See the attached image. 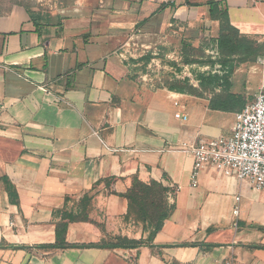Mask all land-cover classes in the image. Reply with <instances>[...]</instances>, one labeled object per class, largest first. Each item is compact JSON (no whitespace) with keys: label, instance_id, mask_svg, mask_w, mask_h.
<instances>
[{"label":"crops","instance_id":"1","mask_svg":"<svg viewBox=\"0 0 264 264\" xmlns=\"http://www.w3.org/2000/svg\"><path fill=\"white\" fill-rule=\"evenodd\" d=\"M127 1L125 10L117 5L104 21L88 23L37 25L22 6L0 14V264H264V190L213 165L192 186L194 159L178 149L230 134L235 112L210 108L208 91L143 83L138 62L118 52L133 28L150 36L175 26L216 45L219 21L209 7L200 12L198 0H170L154 10L151 0ZM217 1L243 35L264 43V0ZM251 88L232 83L231 92L249 97ZM135 178L161 182L171 193L174 209L154 236L148 222L127 216L123 194ZM62 210H85L91 220L70 222L68 243H145L52 247Z\"/></svg>","mask_w":264,"mask_h":264},{"label":"rangeland","instance_id":"2","mask_svg":"<svg viewBox=\"0 0 264 264\" xmlns=\"http://www.w3.org/2000/svg\"><path fill=\"white\" fill-rule=\"evenodd\" d=\"M151 9L162 8L166 1L151 0ZM201 3V11L207 12L208 0H198ZM119 5L120 10H125L128 6L127 0H0V14L10 12L16 6H22L40 13L43 23H61L64 21L78 22L82 20L88 23L89 19H99L104 21L105 16L112 13L114 7ZM121 6V7H120ZM118 7V6H117ZM81 19V20H80ZM128 35H124L118 42V52L128 62L136 60L135 66L138 75L143 83H147L153 88L159 86L167 87L174 79L189 78V83L200 92L198 75L209 71L222 74L220 65V55H216V45L213 38L205 35L195 41L193 36L196 32L179 29L175 26H167L162 32L154 31L156 34L142 33L133 28ZM122 30H125L123 28ZM204 30V28H203ZM142 36H141V35ZM145 34V35H143ZM121 36V35H120ZM140 36V37H139ZM192 39V40H190ZM203 50V61L196 64L186 63V59L199 58ZM150 54L151 60L145 63L142 57ZM199 54V55H198ZM202 55V54H201ZM215 61L213 66L210 62ZM261 62V63H260ZM260 65L264 69V61L259 58L253 63H243L231 76L234 87L240 89L242 86H251L250 98H253L257 85L260 83L264 73L260 70ZM252 75V76H251ZM256 79V80H255ZM255 81H258L255 83ZM113 242L110 240H104Z\"/></svg>","mask_w":264,"mask_h":264},{"label":"trees","instance_id":"3","mask_svg":"<svg viewBox=\"0 0 264 264\" xmlns=\"http://www.w3.org/2000/svg\"><path fill=\"white\" fill-rule=\"evenodd\" d=\"M186 5H198L191 0H186ZM210 18L219 21V34L216 38V49L220 55V65L222 74L209 71L208 73H201L198 75V81L201 91L198 92L196 87L189 83V78L174 79L169 82L167 88L177 92H190L197 95H203L204 91H208L211 95L209 98V106L215 110H222L226 112H237L245 106L248 101L247 96L231 92L232 81L231 76L243 63H253L259 57L264 56V43L257 39L243 35L241 31L235 27L229 15V8L224 6L222 1L208 0ZM32 20L39 25L41 22L40 13H35L27 8ZM202 54V55H201ZM199 58L186 59L188 64H196L203 61V50H201ZM151 55L148 54L142 57L145 63H149ZM213 66L215 61L210 62ZM219 88L220 92H216ZM114 178L110 179L113 181ZM109 181V180H107ZM7 189L10 195V200L13 203H18V194L12 184H7ZM168 187L161 182L152 180L145 183L139 178H135L132 187L123 195L129 201V217L134 216L135 219L148 222L153 227L152 236L162 229L164 221L170 216L174 209V205L168 199ZM84 212V213H83ZM60 221L56 226V242L51 245L55 248L67 247H123L135 248L145 243L144 239H129L127 237H117L113 242L102 241L100 243H84L71 244L66 241V233L70 222L84 220L91 221L87 211H82L80 215L67 210L59 212ZM152 236L150 240H152ZM154 247V245H151Z\"/></svg>","mask_w":264,"mask_h":264},{"label":"built area","instance_id":"4","mask_svg":"<svg viewBox=\"0 0 264 264\" xmlns=\"http://www.w3.org/2000/svg\"><path fill=\"white\" fill-rule=\"evenodd\" d=\"M175 104L179 105L178 97H175ZM176 117L186 120L188 115L179 112ZM235 117L230 134L184 141L179 145V150L194 159L192 186L197 185L200 171L213 165L225 175L247 179L255 189L264 190V78L257 93L253 98L248 97L243 109L235 112ZM170 187L178 190V186ZM225 264L243 263L228 260Z\"/></svg>","mask_w":264,"mask_h":264}]
</instances>
